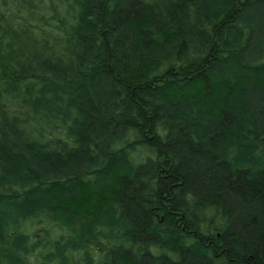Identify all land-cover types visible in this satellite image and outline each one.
I'll return each instance as SVG.
<instances>
[{"label": "trees", "instance_id": "trees-1", "mask_svg": "<svg viewBox=\"0 0 264 264\" xmlns=\"http://www.w3.org/2000/svg\"><path fill=\"white\" fill-rule=\"evenodd\" d=\"M0 264H264V0H0Z\"/></svg>", "mask_w": 264, "mask_h": 264}]
</instances>
